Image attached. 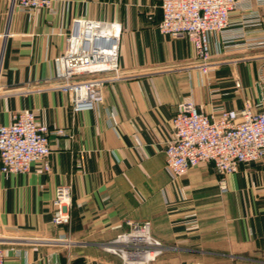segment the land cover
Returning <instances> with one entry per match:
<instances>
[{
    "label": "crops",
    "instance_id": "0c3cea01",
    "mask_svg": "<svg viewBox=\"0 0 264 264\" xmlns=\"http://www.w3.org/2000/svg\"><path fill=\"white\" fill-rule=\"evenodd\" d=\"M76 17L119 25L122 73L104 85L99 107L80 112L51 79ZM161 19V0H56L32 13L0 0V125L30 109L74 135H51L50 172L40 162L0 171L6 264H122L103 244L127 221H150L152 236L172 247L148 264H264V157L230 175L202 162L173 179L165 154L185 99L215 116L246 101L264 109V0H241L230 28L210 35L207 73L195 65L198 38L161 33ZM61 185L72 204L57 225Z\"/></svg>",
    "mask_w": 264,
    "mask_h": 264
},
{
    "label": "built area",
    "instance_id": "2783aa9c",
    "mask_svg": "<svg viewBox=\"0 0 264 264\" xmlns=\"http://www.w3.org/2000/svg\"><path fill=\"white\" fill-rule=\"evenodd\" d=\"M56 0H11L12 7L29 13L39 8L51 9ZM241 0H161L162 19L159 30L174 37L195 35L198 38L195 64L204 73L215 64L211 61L212 33H225L231 26V12ZM251 21L260 23L259 12ZM104 24V23H103ZM98 20L76 17L67 36L64 53L56 59L51 77L55 86L70 95L73 112L89 111L104 100L103 87L119 79V32L102 27ZM1 90V86H0ZM173 138L166 143V169L177 179L202 162L212 163L220 175L238 171L243 163L264 157V109H254L246 101L241 109L209 114L188 98L177 105L172 117ZM74 138L63 128L40 123L30 109L12 114L8 124L0 125V171L26 173L33 163H42L50 172V137ZM220 189H227L224 180ZM72 204L70 187L55 191L56 213L53 222L64 223ZM129 229L103 244L107 252L118 255L122 264H148L171 249L151 234L150 221H127ZM0 264H6L0 241Z\"/></svg>",
    "mask_w": 264,
    "mask_h": 264
},
{
    "label": "water",
    "instance_id": "95a60500",
    "mask_svg": "<svg viewBox=\"0 0 264 264\" xmlns=\"http://www.w3.org/2000/svg\"><path fill=\"white\" fill-rule=\"evenodd\" d=\"M102 27H105L107 29H110L114 32H119V25L118 24H108L104 23Z\"/></svg>",
    "mask_w": 264,
    "mask_h": 264
}]
</instances>
